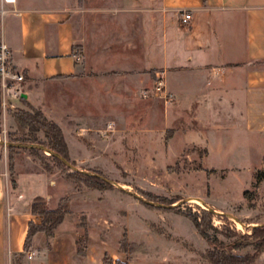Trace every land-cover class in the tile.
Listing matches in <instances>:
<instances>
[{
  "label": "crops",
  "instance_id": "1",
  "mask_svg": "<svg viewBox=\"0 0 264 264\" xmlns=\"http://www.w3.org/2000/svg\"><path fill=\"white\" fill-rule=\"evenodd\" d=\"M2 7L8 13L0 15V41L25 77L26 104L14 107L28 105L55 123L72 160L90 159L73 158L70 124L72 131H86L78 140L89 145L88 133L100 121L122 132L130 121L146 119L144 108L159 117L154 98L132 100V91L147 87L158 71L165 72L174 96L164 107L165 127L232 126L264 140V0H16V13L10 4ZM182 11L191 15L187 24L180 21ZM7 145L17 153L10 173L0 142V264H13L20 255L22 264H103L105 256L108 264H156L130 259L118 245L91 234L77 259L74 228H58L47 244L35 234L25 251L29 223L41 222L30 213L33 200L44 199L55 210L65 193L59 194L48 173L35 179L32 155L21 154L16 143ZM18 162L26 165L23 173ZM22 189L31 192L29 202ZM253 264H264V251Z\"/></svg>",
  "mask_w": 264,
  "mask_h": 264
},
{
  "label": "rangeland",
  "instance_id": "2",
  "mask_svg": "<svg viewBox=\"0 0 264 264\" xmlns=\"http://www.w3.org/2000/svg\"><path fill=\"white\" fill-rule=\"evenodd\" d=\"M152 83L149 81L145 88ZM132 93V100L141 99L138 89ZM155 101L159 117H152V112L144 108L146 119L139 118L137 124L130 121L122 132L107 130L106 121H100L88 133L89 145L78 140V134L86 135V131H72L70 124L67 142L72 156L87 157V162L74 161L68 153L67 161L56 163L39 144L44 141L42 132L31 135L28 129L19 128L16 109L7 112L4 120L0 116V142L17 141L21 154L32 155L29 150L33 149L39 171L34 172V178L48 173L59 194L65 193L68 213L63 219H67L54 232L74 228L80 235L97 236L121 247L130 259L206 264L202 256L213 246L184 214L201 218L202 212H212L210 226L204 227L210 240L228 246L243 238L246 246L232 253H253L250 235L264 227V140L232 126L212 129L182 122L165 127L164 107L169 105L160 99ZM1 150L8 154V145ZM44 165L51 172H46ZM25 166L18 162L20 172ZM74 172L94 177L104 185L92 189L67 180L66 176ZM21 192L24 202H29L31 192ZM51 205L56 207V202ZM38 233L47 244L50 237ZM17 260L22 264L19 257L13 264Z\"/></svg>",
  "mask_w": 264,
  "mask_h": 264
},
{
  "label": "trees",
  "instance_id": "3",
  "mask_svg": "<svg viewBox=\"0 0 264 264\" xmlns=\"http://www.w3.org/2000/svg\"><path fill=\"white\" fill-rule=\"evenodd\" d=\"M19 101H21L22 104H26L25 100L22 97ZM26 107L27 111L16 109V118L19 128L28 129V132L31 135H35L36 132H42L44 141L39 143L41 146H43L42 148L51 153V157L56 163H63L64 161H67L68 148L61 129L55 123L47 121L41 112L34 110L28 105H26ZM34 139L35 141H37L36 138ZM16 142L17 141L12 143ZM8 150V170L10 173H12L14 166V147L10 146ZM29 151L32 155H34L33 149H30ZM43 168L46 172H51V169L48 165H44ZM66 179L76 180V182H78L79 184L85 185L87 188L92 189H99L104 185L102 181H99L94 177H89L80 172L68 174L66 176ZM66 202V199H62L55 210H50L44 199L36 198L33 200L32 204L30 205V213L33 216L41 218L42 223L41 225H36L32 222L29 223L25 240V251H27L29 247L30 239L37 232H45L50 238L53 236L54 230L62 222L63 216L68 213ZM212 215V212H202L203 217L200 218L198 215H192L189 213L184 214V216L192 222L198 234L213 246V249L211 251L202 256V258L207 261V264H253L264 250V227L254 229L253 233L250 235V238H252L254 242L253 253L245 255H235L232 253L233 249L246 246L245 243H243V238L238 239L235 243L228 246H224L222 243H217L216 240L211 241L206 234L204 227L210 226ZM232 236L233 235H229V237ZM87 239L88 235H80L77 233V259H82L84 257ZM121 251L126 253L125 250ZM22 257V255L19 256V258ZM14 264H20V261L18 262L17 260V262H15ZM103 264H108L107 256L104 257Z\"/></svg>",
  "mask_w": 264,
  "mask_h": 264
},
{
  "label": "built area",
  "instance_id": "4",
  "mask_svg": "<svg viewBox=\"0 0 264 264\" xmlns=\"http://www.w3.org/2000/svg\"><path fill=\"white\" fill-rule=\"evenodd\" d=\"M16 0H0V15L4 16L8 10L2 7V4H10L11 10L16 13ZM191 19L190 13L186 11L180 12V21L187 24ZM74 58L77 62L82 61L80 50L73 51ZM25 77L15 70L12 65V52L9 46L0 41V108L1 114H5L11 110H15L14 104L19 101L23 93ZM138 96L141 98L160 99L165 105H171L174 99L173 94L168 90L164 71L154 73V80L150 88H141L138 90ZM6 141L3 140V147L6 149ZM32 255H29V258Z\"/></svg>",
  "mask_w": 264,
  "mask_h": 264
},
{
  "label": "water",
  "instance_id": "5",
  "mask_svg": "<svg viewBox=\"0 0 264 264\" xmlns=\"http://www.w3.org/2000/svg\"><path fill=\"white\" fill-rule=\"evenodd\" d=\"M21 97L23 98V97H25V95H24V94H22V95H21Z\"/></svg>",
  "mask_w": 264,
  "mask_h": 264
}]
</instances>
